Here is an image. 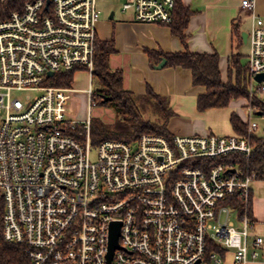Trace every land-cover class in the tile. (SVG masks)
Segmentation results:
<instances>
[{"label":"built area","instance_id":"2783aa9c","mask_svg":"<svg viewBox=\"0 0 264 264\" xmlns=\"http://www.w3.org/2000/svg\"><path fill=\"white\" fill-rule=\"evenodd\" d=\"M47 2H30L0 22L4 239L24 246L30 264H225L226 256L208 254L210 242L232 253V264L264 257V237L251 238L256 175L239 163L253 154L255 117L264 121V77L257 80L264 18L253 15L247 34L245 135L143 134L94 145L92 117L80 122L68 113L76 90L48 80L79 68L92 75L98 0ZM242 6L253 12L255 0ZM175 8L176 0L123 5L145 25H170ZM86 92L91 99L92 87ZM114 223H121L119 248L110 261Z\"/></svg>","mask_w":264,"mask_h":264},{"label":"trees","instance_id":"16d2710c","mask_svg":"<svg viewBox=\"0 0 264 264\" xmlns=\"http://www.w3.org/2000/svg\"><path fill=\"white\" fill-rule=\"evenodd\" d=\"M37 0H0V22L7 20L14 11ZM52 1V0H47ZM193 12L186 7L183 0H176L173 22L168 25L171 33L187 45L185 34ZM233 36L241 40L237 25L233 27ZM117 52L114 41L97 39L96 55L92 78L91 104L107 106L115 110L118 119L114 124L95 122L92 119V142L94 145L109 140L133 143L143 134L158 135L173 139L169 131V122L174 116L170 100L155 93L149 87L145 95H137L127 90L124 85L122 70H114L110 66L111 57ZM153 68L163 59L167 60L166 68H182L192 73L193 85L205 87L206 92L198 97L197 107L200 112L210 109L228 108L233 101L246 100L249 97L248 64L244 63L242 55H232L229 61L228 80L223 81L220 70L218 53L201 54L191 52L187 47L183 52L165 53L147 51ZM79 70H81L79 68ZM83 70V69H82ZM77 69L68 73H58L49 79L51 85L72 88ZM112 98L104 102V99ZM149 113L153 118H145ZM236 135H245L247 125L239 115L232 113L230 119ZM253 154L249 161L241 158L239 163L244 172L256 175L257 181H264V135H257L252 140ZM216 163V161H211ZM240 206V204H239ZM252 205L250 214L252 216ZM4 200L0 201V264H30L26 248L16 243L7 242L3 235ZM218 252L227 256L228 251L210 242L208 254Z\"/></svg>","mask_w":264,"mask_h":264},{"label":"crops","instance_id":"0c3cea01","mask_svg":"<svg viewBox=\"0 0 264 264\" xmlns=\"http://www.w3.org/2000/svg\"><path fill=\"white\" fill-rule=\"evenodd\" d=\"M243 1L183 0L184 5L193 12L185 32L187 45L174 36L168 26L136 23L133 11L124 12L123 6L120 15L110 9L108 20L100 19L97 26L98 39L113 40L117 50L111 57L110 66L123 71L127 90L137 95H145L151 87L155 93L170 100L174 116L169 122V131L174 136L230 135L228 131L222 130L215 134L212 126L208 124V114L198 110V97L206 89L193 85L191 71L166 66L163 69H157V66L153 68L147 51L175 53L183 52L187 47L195 53H218L222 79L227 82L230 57L242 55V43L248 44L247 36L244 38L243 35L250 31L253 15L264 18V0H255L253 12L242 6ZM100 11L102 15L103 12ZM234 25L239 28L241 40L233 36ZM224 72L227 74L226 80ZM232 131L234 132L233 128ZM252 209L256 223L253 232L264 237V181L252 183ZM225 264H232V253L227 254ZM249 264H264V257L250 261Z\"/></svg>","mask_w":264,"mask_h":264},{"label":"rangeland","instance_id":"374dc122","mask_svg":"<svg viewBox=\"0 0 264 264\" xmlns=\"http://www.w3.org/2000/svg\"><path fill=\"white\" fill-rule=\"evenodd\" d=\"M125 0H98V7L102 10L101 20H108V12L110 9L115 10L118 15L121 13L122 6ZM110 22V21H109ZM248 28V27H247ZM250 29V28H249ZM240 53L244 57V63H247V56L250 53V47L248 44L242 43L240 47ZM112 69L116 70L111 66ZM225 73V72H224ZM227 74L225 73V80L227 78ZM48 85H51L50 81ZM92 87V78L87 69L78 70L74 84L72 86L73 89L76 90V93L73 94L72 102L70 103V108L68 113L73 115L80 122L88 121L89 115L95 122H103L106 124H114L118 116L114 109L107 106H98L96 104H91L90 95L85 92L88 88ZM29 93H16L15 96L21 99H25V97ZM35 95V94H32ZM246 100H238L233 101L228 108L223 109H210L204 113L208 114V124L212 126L213 131L217 134L218 130L228 131L230 136L234 135L232 131V125L230 122L232 113H236L240 115L242 119L247 118V111L245 108ZM145 118H153L151 114L144 113ZM255 121L260 125V130L258 131V135H264V121L260 119V117H255ZM257 183V180L254 181ZM259 182V181H258ZM0 201H2V192L0 189ZM251 238H256L258 234L252 232Z\"/></svg>","mask_w":264,"mask_h":264},{"label":"water","instance_id":"95a60500","mask_svg":"<svg viewBox=\"0 0 264 264\" xmlns=\"http://www.w3.org/2000/svg\"><path fill=\"white\" fill-rule=\"evenodd\" d=\"M51 4V1L47 2V8H49ZM247 35L244 34L243 37L245 38ZM167 64V60L163 59L162 62L156 67L157 69H163ZM49 76L52 77L53 73H49ZM263 75L257 76V80L259 82L262 81ZM112 98L104 99V102L111 101ZM120 227L121 223H114L112 227V235H111V246H110V254H109V260L111 261V258L117 248H119V236H120Z\"/></svg>","mask_w":264,"mask_h":264}]
</instances>
